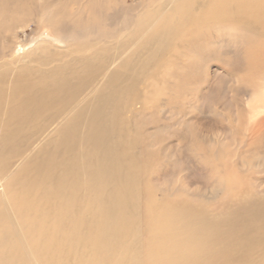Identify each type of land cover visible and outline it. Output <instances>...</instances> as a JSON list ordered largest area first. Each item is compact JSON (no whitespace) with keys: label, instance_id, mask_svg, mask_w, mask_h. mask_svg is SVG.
I'll list each match as a JSON object with an SVG mask.
<instances>
[{"label":"bare ground","instance_id":"1","mask_svg":"<svg viewBox=\"0 0 264 264\" xmlns=\"http://www.w3.org/2000/svg\"><path fill=\"white\" fill-rule=\"evenodd\" d=\"M217 46L219 72L243 55L236 81L263 77L264 0H0V264H64L73 248L79 264H140L141 244L143 264H264V184L236 154L262 143L260 108L237 98L234 141L175 122L144 156L156 174L160 158L196 160L205 188L142 180L127 127L164 114L158 94L208 74Z\"/></svg>","mask_w":264,"mask_h":264},{"label":"rangeland","instance_id":"2","mask_svg":"<svg viewBox=\"0 0 264 264\" xmlns=\"http://www.w3.org/2000/svg\"><path fill=\"white\" fill-rule=\"evenodd\" d=\"M43 31L44 30H42L41 33L43 34V37L49 35L45 33L46 30L44 33ZM222 34L223 32L218 34L217 37L223 42L224 38H222ZM221 51L223 50L218 46L215 49H212V54H214V56L205 61L204 67L208 69V74H206L208 76L201 75L199 77H193L189 74H185V76H183L181 73V82L179 86H168L169 89H162V91L158 94V97L155 99H160L161 102L165 101L167 103V111L163 112L164 114H159L161 107H158L156 112L154 113H140L138 115H135L133 119L129 120V124H127V127L129 128L130 126L131 130L134 129L131 128L133 127L134 123L138 124V127L135 125V127H137L138 129V139L135 145V148L137 149L134 150L137 151L139 165L138 172L142 180H146L148 177L149 181L153 185H162L164 183L166 186L170 185L168 187H172V185L176 184V182L178 181H180V183L182 184L188 183L189 187L190 185L191 187L195 186L203 188L211 186L215 180L213 179V177H210L209 170L206 167H201L202 165L198 164L196 160H194L193 162L188 161L186 166L184 165L182 160H176V162L174 163L173 161L172 163L169 162V165H166L165 163H163L162 165L160 164L162 160L160 158V160L158 161L160 171L158 174H156L154 173V171H152L151 173L149 169V171H147L145 166V157L150 151L158 150L159 148L163 147L162 136H166L168 132L172 134L176 133V131L173 130L175 127H172L176 126L175 122L184 125L193 123L194 125L196 124L195 126L199 128L204 127L203 130H206V127L208 125H215L217 129L226 127L233 133L237 131V128L241 129L242 125H244L245 118H243L242 120V116L237 110V98L240 99L241 103L247 107V110L253 111L260 108L261 114L259 115V118L264 117V74L262 77L255 70H252L248 74L246 82H237L235 79L236 71H241L243 69L244 60H246L247 58L245 59V56L243 55L237 56V58L229 56L228 58L231 63L225 65L228 73H222L219 72L217 68L220 62H222L221 59L223 60V57L219 53ZM66 60L67 58L61 59V62ZM226 61H228V59ZM42 68L44 69L43 66ZM176 69L178 68H169V70ZM171 81L173 82V79H171ZM240 87L242 88L239 89ZM161 116L164 118H161ZM158 127H162L164 131H168H166V134H162V132H156L160 131L159 129H156ZM153 132L155 135H153L155 139H153L154 137L151 139V134H153ZM188 133L185 134L188 135ZM234 135L235 133L230 134L228 132L226 140L234 141L237 138V136ZM168 136L170 137L168 143L171 144L170 146H173L174 140L171 139L170 135ZM178 142L180 147H184L185 143L183 144L182 141ZM261 142L262 143L258 145V147H254L253 149L244 148L243 150H240V152L238 151L236 153L240 154L239 162L244 166L246 165L249 176H251L252 180L256 181V184H264V136L261 138ZM191 148L192 147H190L189 150H192ZM192 154L193 153H190V157H195L194 155L192 156ZM190 157L188 159H190ZM230 160L232 161L233 159ZM189 168L191 169L189 170ZM183 170H185L186 172H184ZM148 173L150 176L147 175ZM167 179L169 182L167 181ZM52 186V183L47 185L49 189ZM142 190H139V195L144 194L142 193ZM154 194L157 199H160L161 195L159 191L155 192ZM66 237L67 236L65 235V233H59L56 237L57 245H59L63 241L62 245L64 246ZM66 244L68 246H72V241L66 242ZM77 245L78 242L75 243L74 246ZM65 249L66 248L64 247V250ZM144 249V245L141 244L139 249L140 264H143L144 261ZM71 251L73 254L66 258L64 264H79L80 258L78 254H80V252H78L75 248H73V250Z\"/></svg>","mask_w":264,"mask_h":264}]
</instances>
